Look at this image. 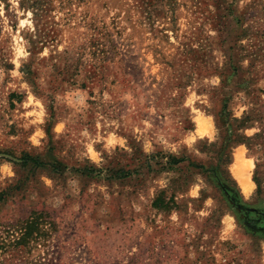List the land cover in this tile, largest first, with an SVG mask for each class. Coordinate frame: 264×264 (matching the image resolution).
<instances>
[{"label":"rangeland","instance_id":"1","mask_svg":"<svg viewBox=\"0 0 264 264\" xmlns=\"http://www.w3.org/2000/svg\"><path fill=\"white\" fill-rule=\"evenodd\" d=\"M0 264H264V0H0Z\"/></svg>","mask_w":264,"mask_h":264},{"label":"bare ground","instance_id":"2","mask_svg":"<svg viewBox=\"0 0 264 264\" xmlns=\"http://www.w3.org/2000/svg\"><path fill=\"white\" fill-rule=\"evenodd\" d=\"M237 160H239V164L238 163L235 164L237 166H235V169L233 171L235 172L236 177L238 178L243 191L245 193L249 194V193H251V191L253 189V183L251 181V177L249 174V172L252 169V165L251 164L247 165V164H245V162L241 165L242 160H243L241 157H239V159L237 158Z\"/></svg>","mask_w":264,"mask_h":264},{"label":"trees","instance_id":"3","mask_svg":"<svg viewBox=\"0 0 264 264\" xmlns=\"http://www.w3.org/2000/svg\"><path fill=\"white\" fill-rule=\"evenodd\" d=\"M220 116H221V118L223 117H227V115H225L224 113H223V111L220 113ZM228 119V118H227ZM231 126V123H230V121H226L224 124H222L221 125V128H224V129H229V128H231L230 127ZM226 127V128H225ZM219 128H220V126H219ZM226 143L227 144H225L224 146H223V150L228 146V144L230 143L229 142V140L228 141H226ZM257 174V173H256ZM255 181H257V183H258V178H257V176L255 175ZM158 202H161L162 203V200L160 199V198H157L155 201H154V203H153V206L154 207H157V205H158ZM28 238H21V240H23L25 243L27 242L26 240H27Z\"/></svg>","mask_w":264,"mask_h":264}]
</instances>
